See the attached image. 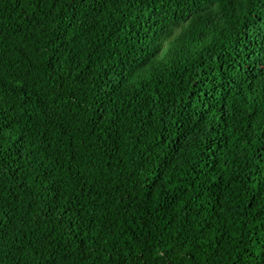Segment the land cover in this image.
Wrapping results in <instances>:
<instances>
[{"label": "trees", "instance_id": "trees-1", "mask_svg": "<svg viewBox=\"0 0 264 264\" xmlns=\"http://www.w3.org/2000/svg\"><path fill=\"white\" fill-rule=\"evenodd\" d=\"M0 264H264V0H0Z\"/></svg>", "mask_w": 264, "mask_h": 264}]
</instances>
